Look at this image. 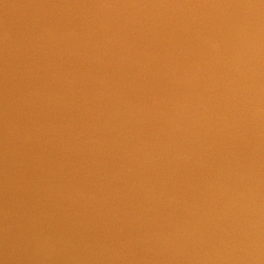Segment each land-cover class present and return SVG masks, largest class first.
Segmentation results:
<instances>
[{
  "label": "water",
  "instance_id": "water-1",
  "mask_svg": "<svg viewBox=\"0 0 264 264\" xmlns=\"http://www.w3.org/2000/svg\"><path fill=\"white\" fill-rule=\"evenodd\" d=\"M0 264H264V0H0Z\"/></svg>",
  "mask_w": 264,
  "mask_h": 264
}]
</instances>
